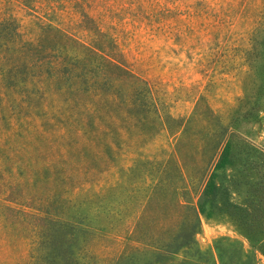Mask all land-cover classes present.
<instances>
[{"label":"rangeland","instance_id":"374dc122","mask_svg":"<svg viewBox=\"0 0 264 264\" xmlns=\"http://www.w3.org/2000/svg\"><path fill=\"white\" fill-rule=\"evenodd\" d=\"M12 33L85 72L91 47L122 59L144 106L72 144L67 187L0 190V264H263L264 0H0Z\"/></svg>","mask_w":264,"mask_h":264},{"label":"trees","instance_id":"16d2710c","mask_svg":"<svg viewBox=\"0 0 264 264\" xmlns=\"http://www.w3.org/2000/svg\"><path fill=\"white\" fill-rule=\"evenodd\" d=\"M57 50L48 44L24 43L16 33L0 36V190L13 191L32 178L67 187L73 177L65 173L63 157L73 156L72 144L91 142L95 121L138 119L143 111L140 81L122 59L91 47L88 52L100 53L102 63L91 61L85 72L89 64L79 66L75 56L60 59ZM104 128L108 134V126ZM206 134L201 146L212 149L218 163L232 143V133L211 128Z\"/></svg>","mask_w":264,"mask_h":264},{"label":"built area","instance_id":"2783aa9c","mask_svg":"<svg viewBox=\"0 0 264 264\" xmlns=\"http://www.w3.org/2000/svg\"><path fill=\"white\" fill-rule=\"evenodd\" d=\"M263 264H264V262H263Z\"/></svg>","mask_w":264,"mask_h":264}]
</instances>
